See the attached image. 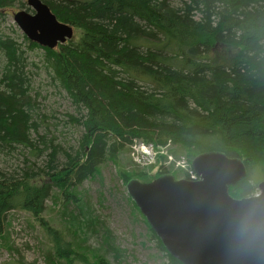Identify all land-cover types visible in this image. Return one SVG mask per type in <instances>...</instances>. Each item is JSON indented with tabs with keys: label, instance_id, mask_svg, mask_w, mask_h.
I'll list each match as a JSON object with an SVG mask.
<instances>
[{
	"label": "trees",
	"instance_id": "16d2710c",
	"mask_svg": "<svg viewBox=\"0 0 264 264\" xmlns=\"http://www.w3.org/2000/svg\"><path fill=\"white\" fill-rule=\"evenodd\" d=\"M16 1L0 0V22ZM41 1L72 27L73 36L54 49L27 38L24 43L43 50L42 66L69 96L76 115L66 117L80 137L70 150L54 135L48 138L53 123L37 115L26 49L0 30V154L21 148L30 158L48 157L40 171L30 166L14 175L0 169V238L8 214L24 212L50 239L44 264H86V243L70 224L82 227L85 239H100L117 259L77 187L103 163L118 162L135 141L168 147L174 160L185 152L189 167L210 151L237 158L246 176L229 187V195L258 192L264 181V0H178L181 6L174 0ZM163 159L157 157L154 173V164L146 170L132 164L120 172L123 184L171 173ZM49 198L62 201L66 231L43 218ZM152 236L165 254L163 264H180ZM102 260L97 258L108 264Z\"/></svg>",
	"mask_w": 264,
	"mask_h": 264
},
{
	"label": "rangeland",
	"instance_id": "374dc122",
	"mask_svg": "<svg viewBox=\"0 0 264 264\" xmlns=\"http://www.w3.org/2000/svg\"><path fill=\"white\" fill-rule=\"evenodd\" d=\"M25 1L17 0L16 6L10 11H6L7 14L3 15L4 19L1 18L0 30L26 49L29 62L26 70H28L32 87L35 90L32 92V98L36 103L37 115L39 119H43L44 123L45 121L53 123L48 138L51 136L50 134L54 135L55 142L59 143L62 149L70 150L72 147H76V142L80 137V130L74 127L66 117V114L76 115L75 108L67 93L55 85L51 76L43 68V50L29 49L27 43H24L26 37L13 21V13L27 10ZM21 3L24 4L23 8L19 6ZM172 4L181 6L178 0H174ZM2 64L3 58L0 54V66ZM40 126L41 133H44L45 125L40 122ZM168 150V147L155 149L152 153L150 147L135 141L118 157V162L103 163L92 179L85 180L77 187L78 198L89 204L92 213L106 230L109 243L116 249L114 257L117 256V259H114L113 254H106V250L101 247L100 239L92 237L89 240V235H86L87 239H85L82 227L70 224V230L75 231L78 238L86 243V264H99L97 258L103 256L105 262L103 260L102 262L108 264L165 263V254L158 248L149 225L132 201L130 200V203L126 199L128 195L120 172L131 170L134 168L132 164L138 166L140 170H146L154 164L155 167L151 171L154 173L156 170L159 171L155 163L156 159L158 156H162L164 169H168L173 176L179 178L185 174L184 170L189 158L185 152H179L180 157L177 158L179 160L175 161H177L176 164L182 166L175 167L174 164L168 163L170 160L167 159L170 154ZM155 153L157 156L153 161ZM47 159L46 152L43 156L35 159L30 158L26 150L16 148L12 153L0 154V169L14 175L20 174L23 169L30 166L34 171H40L45 166ZM56 161L58 165L63 161L61 153L56 155ZM61 202L59 200L56 203L55 200L49 198L45 202L43 218L49 221L50 226L66 231ZM6 223L4 235L0 238V264H44V259L50 250L49 246L52 245L45 231L34 219L27 213L12 211L8 214ZM73 264L81 263L76 261Z\"/></svg>",
	"mask_w": 264,
	"mask_h": 264
},
{
	"label": "water",
	"instance_id": "95a60500",
	"mask_svg": "<svg viewBox=\"0 0 264 264\" xmlns=\"http://www.w3.org/2000/svg\"><path fill=\"white\" fill-rule=\"evenodd\" d=\"M32 13H13L23 35L54 49L71 40L73 29L59 22L41 0H26ZM197 181L164 174L152 182L130 179L127 195L165 251L180 264H264V181L258 194L233 199L230 186L246 176L237 158L210 151L191 161Z\"/></svg>",
	"mask_w": 264,
	"mask_h": 264
},
{
	"label": "built area",
	"instance_id": "2783aa9c",
	"mask_svg": "<svg viewBox=\"0 0 264 264\" xmlns=\"http://www.w3.org/2000/svg\"><path fill=\"white\" fill-rule=\"evenodd\" d=\"M146 147H150V149L152 148V146H146ZM152 150V149H151ZM139 160V159H138Z\"/></svg>",
	"mask_w": 264,
	"mask_h": 264
}]
</instances>
